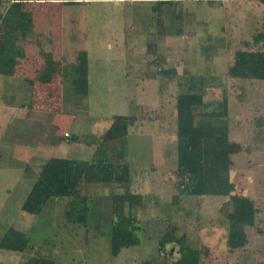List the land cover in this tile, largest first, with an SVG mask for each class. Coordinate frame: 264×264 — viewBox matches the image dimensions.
Listing matches in <instances>:
<instances>
[{
  "label": "rangeland",
  "instance_id": "374dc122",
  "mask_svg": "<svg viewBox=\"0 0 264 264\" xmlns=\"http://www.w3.org/2000/svg\"><path fill=\"white\" fill-rule=\"evenodd\" d=\"M51 1L22 5L18 11L25 17L28 10H56V29L62 35L55 46L60 48L61 60L73 62L80 53L88 63L85 100L79 94L62 99L74 121L60 126L58 133H70L63 136L67 140L77 136L78 142L64 144L67 153L60 156L88 159L85 143L98 141L113 118H128L132 122L126 137L128 188L141 197L143 208L136 212L135 246L121 249L114 257L109 253L108 233L113 220L110 196L119 192L116 187L79 189L92 199L85 227L73 218L78 198L50 199L38 215L22 212L21 203L45 160L39 167L25 164L21 140L28 139H8L12 129L2 109L18 104L22 92L8 82L10 78L0 76V238L12 228L24 233L30 244L21 253L0 250V264H23L37 257L55 264H141L152 259L171 263L178 258L176 243L156 253L160 238L170 228L176 237L185 235L190 248L199 249L200 264H255L247 253L227 252L228 197L177 194L174 102L177 94L187 90L201 92L208 111L225 100L221 120L227 140L240 147L230 156L228 177L234 185L230 195L254 202L260 212L255 227L264 234V81L226 74L234 52L262 49L253 43L255 35L264 33L261 0H171L172 5L163 7H157L156 0ZM41 18L42 14L32 24ZM258 118L260 125L255 122ZM258 260L264 264L263 258Z\"/></svg>",
  "mask_w": 264,
  "mask_h": 264
},
{
  "label": "trees",
  "instance_id": "16d2710c",
  "mask_svg": "<svg viewBox=\"0 0 264 264\" xmlns=\"http://www.w3.org/2000/svg\"><path fill=\"white\" fill-rule=\"evenodd\" d=\"M28 1L14 0L8 4L0 0V28L4 29L5 26L11 29L6 34L7 37L12 34L16 36V40H19V36L26 39L31 38L32 18L28 13L30 10L26 11L25 17L22 11H18L22 5H31L28 4ZM37 1H42L39 4L46 3L44 0ZM56 1L64 2V0H52L51 4ZM154 2L157 7L172 5L171 0H156ZM260 3L264 6V0H261ZM2 5L3 7H1ZM153 10L155 11V8ZM55 11L42 12L41 19L51 21V14L54 13L53 19L58 21L59 15ZM37 22L40 23L37 24ZM41 22V20H36L33 25L38 26ZM40 36L49 39L47 44L49 48L44 45L46 48L40 50L41 52L36 57L39 56L49 63L51 60L58 61L61 66L62 55L58 53L59 46H55L56 43L52 46L51 35L39 34L38 37ZM57 37L60 39L58 34ZM40 39L42 40V38ZM263 39V31L253 37V43L260 44L261 50L234 52L233 63L226 72L228 77L264 81ZM23 43L22 40V45ZM28 46H32L31 43ZM151 46L148 44V47ZM80 55L79 53L75 64L69 68L74 72L72 75L76 94L81 96L86 83V60L81 59ZM158 72L164 76L174 75L173 71ZM199 81L201 85L204 84L203 81ZM219 106L213 111L206 110L207 106L202 101L201 92L187 90L176 95L174 102L176 191L180 196L228 197L230 211L225 215L227 219L225 237L227 252L230 255L247 253L253 257L255 264H261L258 259H264V246L261 245L264 234L255 227V216L260 212L251 199L238 194L230 195L234 190V185L228 177L231 166L230 156L238 153L240 147L227 140L226 126L221 120L226 110L225 100H222ZM255 122L260 125L261 119L258 118ZM131 125V120L126 117L113 118L101 143L87 161L47 159L39 168L29 192L21 203L20 210L30 215H38L50 199L78 198L80 205L73 218L75 223L85 227V218L90 210L88 203L92 199L81 195L79 189L90 185L106 188L116 187L119 192L110 196V212L113 220L110 221L108 233L109 253L114 257L121 249L135 246L134 233L138 230L136 212L140 208L142 209L143 205L141 197L131 193L128 188L129 167L126 162V137L127 127ZM70 140L77 142V137L71 136ZM174 230V228H170L160 238L156 253L162 252L166 244L174 242L177 245L178 258L171 263L164 262L162 264H200L199 249L190 248L186 243L185 235L176 237ZM29 248L27 236L15 229H7L0 238V250L21 253ZM23 264H55V262L50 258L37 257L28 258ZM141 264L158 263L152 259L144 260Z\"/></svg>",
  "mask_w": 264,
  "mask_h": 264
},
{
  "label": "crops",
  "instance_id": "0c3cea01",
  "mask_svg": "<svg viewBox=\"0 0 264 264\" xmlns=\"http://www.w3.org/2000/svg\"><path fill=\"white\" fill-rule=\"evenodd\" d=\"M40 2L42 1H28V4H39ZM30 14L32 20L36 19V17H41V12L37 10ZM53 18L54 13L51 14V21L42 20L38 26L32 24L31 38L29 39L19 36V40H16V36L12 34L7 37L6 34L11 29L5 26L4 29L0 28V76L10 78L8 82L16 85V88L22 92L19 94L22 100L18 104L9 103L7 106H3L4 109H2L5 111V115L7 114L5 121L9 124L8 129L11 128L13 133L10 134L8 139L11 140L17 136L27 138L28 141L24 142V140H21L23 143L24 163L39 164L38 167L41 165L40 160L42 158L45 161L49 158L66 159L60 156L63 152L67 153V150L63 149V145L75 143L63 137V133L67 132L64 131L61 135L58 133L60 126H67L74 121V118L70 117L69 110L66 107L63 108L62 99L77 95L73 84L72 74L74 72L69 68L75 64V60L73 62L62 60L61 68L58 61L51 60L49 63V61L39 56L36 57L41 52L40 50L46 48L44 45L47 46L49 41L46 37H38L39 34L51 35L52 46L56 43L55 39H58L57 34L61 39L62 32L56 29H59V24ZM39 23L37 22V24ZM22 40L24 42L23 45ZM28 41H30L29 43L32 46H28ZM47 48H49V45ZM86 68H88L87 61ZM87 90L86 72L84 93L81 95L83 100H85L84 97L88 93ZM39 99H42V105H40ZM107 129H104L99 134L98 141L94 140L85 143L89 149L87 154L89 158L83 161H87L92 157L95 151L93 148H96L101 143ZM67 134L69 135L70 133Z\"/></svg>",
  "mask_w": 264,
  "mask_h": 264
},
{
  "label": "built area",
  "instance_id": "2783aa9c",
  "mask_svg": "<svg viewBox=\"0 0 264 264\" xmlns=\"http://www.w3.org/2000/svg\"><path fill=\"white\" fill-rule=\"evenodd\" d=\"M8 2H9V3H12V2H14V0H9ZM63 136H64V137H67L68 135H67L66 133H63Z\"/></svg>",
  "mask_w": 264,
  "mask_h": 264
}]
</instances>
